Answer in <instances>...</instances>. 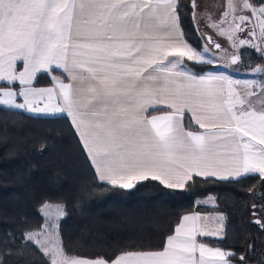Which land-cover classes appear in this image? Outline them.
<instances>
[{
  "label": "snow or ice",
  "instance_id": "6c2138e0",
  "mask_svg": "<svg viewBox=\"0 0 264 264\" xmlns=\"http://www.w3.org/2000/svg\"><path fill=\"white\" fill-rule=\"evenodd\" d=\"M189 3L194 11L196 0ZM224 7L218 18L204 14L206 27L264 57V0ZM179 9V0H0V111L66 114L99 179L120 188L149 177L181 189L193 175L264 179V89L253 100L254 90L241 93L220 69L190 73L185 61L216 60L183 39ZM207 43L238 63L211 36ZM40 73L59 75L53 87H37ZM149 108L160 114L146 115ZM186 113L203 131L185 129ZM63 215L57 206L56 217L19 236L46 264H232L233 253L198 241L221 235L208 216H183L162 250L90 259L58 239Z\"/></svg>",
  "mask_w": 264,
  "mask_h": 264
},
{
  "label": "trees",
  "instance_id": "16d2710c",
  "mask_svg": "<svg viewBox=\"0 0 264 264\" xmlns=\"http://www.w3.org/2000/svg\"><path fill=\"white\" fill-rule=\"evenodd\" d=\"M179 4L183 36L200 49L203 39L189 0ZM238 56L239 70L264 66V57L254 48H240ZM185 64L195 73L211 66ZM53 74L59 75L38 74L35 86L50 85ZM184 127L199 130L186 114ZM208 195L214 197L212 205L196 203ZM45 203L64 212L58 239L71 254L83 258L162 250L182 215L215 212L224 217L222 235L198 241L233 253L232 264H264V228L256 223L258 219L264 223V179L259 175L238 180L194 176L182 189L151 179L120 188L98 178L65 115L0 111V264H46L42 251L24 248L19 239L44 225ZM254 208L261 209L259 217ZM12 235L17 238L12 240Z\"/></svg>",
  "mask_w": 264,
  "mask_h": 264
},
{
  "label": "crops",
  "instance_id": "0c3cea01",
  "mask_svg": "<svg viewBox=\"0 0 264 264\" xmlns=\"http://www.w3.org/2000/svg\"><path fill=\"white\" fill-rule=\"evenodd\" d=\"M196 4H197V7L193 11L192 16H193V21H194V24H195V26L197 28V31L200 34V36L202 37V39H203V46L200 49H196V50L197 51H201L204 46H206L208 49L211 48V49H214L215 50V48L212 46V44L207 43L208 36H211L212 37V40H214L215 42L220 43L222 46L223 45H227L226 40H225L226 37L220 36V35L217 34V32L214 29H212L210 27H206V25H205V19H206V17L204 15L205 13H208V14H211L213 16V18H216L215 15L217 14V12H216V10L213 11L211 9V7H217L218 6V7H220V12H222V11L225 10V7H224L225 0H218V1H214V0H196ZM213 13H215V15H213ZM179 28H180V25H179ZM180 30H181V28H180ZM237 35L240 38H245V36H246L245 33H238ZM183 39L185 40L184 36H183ZM219 39L220 40H223L224 39V41H222L224 43H221V41H219ZM239 49H240L239 47L233 49L232 50V53L235 52L238 55ZM185 66L187 67L186 64H185ZM237 67H239V65L235 64L234 69L231 72L227 73L226 70H225L224 64L223 63L216 62L215 64H211V66L209 68H212L213 70L220 69L223 72V74L229 76L234 81H239L240 83L239 84H236L235 87L241 93H243L245 91V87H246L245 86V81L253 82L252 85H251V89H249L247 87L246 88H247V90H254L255 95L252 96V99L255 100L257 98V96H259L261 94L262 89H264V70L257 71V69H264V66H262V65L255 66V67L250 68V69L245 70V71H240L239 69H237ZM187 70L190 73L197 74V75L208 74V69H206L202 73H195L191 69H189L188 67H187ZM53 86H54V84L52 82L50 85H47V86H37V87H53ZM161 107L163 108L164 106H161ZM30 114H34V113H30ZM152 114H160V113H156L153 109L149 108L148 109V112L146 113V115H152ZM34 115H41V116L65 115L66 116V114H62V113H55V114H34ZM186 115H188L189 118L191 119V116H190L189 113H186ZM67 118L70 121L71 125L73 126V128H74V130H75V132H76V134H77V136H78V138H79V140H80V142H81V144L83 146V149H84V151H85V153H86V155H87V157H88V159H89V161L91 163V166L93 167L96 175L98 176V174L96 172L95 165L93 164V161H92L91 157L88 155L87 149L83 145V141H82V139L80 137V134L76 130V127L72 124L71 118L70 117H67ZM186 130H188V129H186ZM199 131H203V130L202 129H199ZM253 174H255V173H253ZM245 175H251V174L241 173L239 176L232 175V176H228L227 178H224V179H220V178H217V177H204V176H197V177H204V178H210V179H215V180H238V179H240L241 177H243ZM256 175H258V174H256ZM194 176L195 175H193V177ZM98 178H99V176H98ZM148 179H151V178L149 177ZM151 180H153V179H151ZM157 181H159V180H157ZM104 182H106V181H104ZM133 183L135 184L137 182L134 181ZM200 213H202V212H192V213L184 214V215L181 216L178 224L181 222L183 216H185V215H191V214H199L200 215ZM178 224L176 225V227L178 226ZM172 235H174V232H173ZM221 235H222V233H221ZM166 241H167V239H166ZM166 241H165L164 246L166 245Z\"/></svg>",
  "mask_w": 264,
  "mask_h": 264
},
{
  "label": "rangeland",
  "instance_id": "374dc122",
  "mask_svg": "<svg viewBox=\"0 0 264 264\" xmlns=\"http://www.w3.org/2000/svg\"><path fill=\"white\" fill-rule=\"evenodd\" d=\"M214 1H218V0H214ZM211 9L214 11L216 10L217 14L215 15V13H213V15L216 16V18L219 17V14L221 13L220 12V7H211ZM246 38V36H245ZM248 39H251L250 37H248ZM226 43L227 45H223L222 48L224 49H227V56L230 57L231 54H232V50L239 47V48H243V47H249V48H252L248 45H243V46H239L237 45V47L233 48L232 45H231V42L228 41L226 38ZM221 43H224L222 41L223 40H220ZM254 43H259V41H254ZM210 50V55L216 60V62H219V63H223L224 64V67H225V70L227 73L231 72L234 67H235V64H231L230 62H227L226 59H225V56H226V53L221 51V50H214V49H211L209 48ZM237 65H239V61L237 63ZM238 69V67H237ZM242 71V70H240ZM244 71V70H243ZM246 82V81H245ZM245 86H246V83H245ZM247 90V88L245 87V91ZM244 91V92H245ZM250 99H252V97H250ZM196 203H199V204H206V205H212L214 203V197L212 195H208L206 197H203V198H199V199H196ZM49 207L47 208H42L41 207V213L42 215L45 217V216H48L49 218H54L56 217L57 215V205H51V204H48ZM60 208V207H59ZM61 209V208H60ZM254 213H255V217H259L260 216V212H261V209L260 208H254ZM201 216H208L209 217V222L212 226H217L219 225L220 226V231L222 233V230H223V222H224V217L221 213H215V212H209V213H200ZM222 217V219H220Z\"/></svg>",
  "mask_w": 264,
  "mask_h": 264
},
{
  "label": "water",
  "instance_id": "95a60500",
  "mask_svg": "<svg viewBox=\"0 0 264 264\" xmlns=\"http://www.w3.org/2000/svg\"><path fill=\"white\" fill-rule=\"evenodd\" d=\"M208 40V39H207Z\"/></svg>",
  "mask_w": 264,
  "mask_h": 264
}]
</instances>
